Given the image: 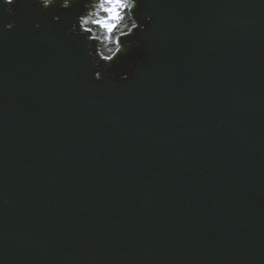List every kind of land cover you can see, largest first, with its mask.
<instances>
[{
	"label": "water",
	"instance_id": "95a60500",
	"mask_svg": "<svg viewBox=\"0 0 264 264\" xmlns=\"http://www.w3.org/2000/svg\"><path fill=\"white\" fill-rule=\"evenodd\" d=\"M84 3L0 12V264H264V0H144L99 81Z\"/></svg>",
	"mask_w": 264,
	"mask_h": 264
},
{
	"label": "clouds",
	"instance_id": "9594fccd",
	"mask_svg": "<svg viewBox=\"0 0 264 264\" xmlns=\"http://www.w3.org/2000/svg\"><path fill=\"white\" fill-rule=\"evenodd\" d=\"M21 2L27 5L30 0H0V12L15 17L19 13ZM38 10L48 15L51 11L59 10L61 15H69L71 10L80 3L77 0H32ZM87 7L83 4V11L73 18L70 32L76 35H86L88 41V56L91 62L97 66L93 78L97 81L105 76L112 79L126 80L127 73L133 68V61L141 55L142 45L138 41H125L121 44V37H130L137 34V30H143L151 17L138 16V11L144 0H86ZM54 21L59 16L53 17ZM15 19L3 25L4 31H11L16 27ZM36 29L42 25L39 22L34 24ZM127 51L132 56L130 67L125 63L114 67L113 61L121 53ZM102 67L103 75L100 68ZM3 203H7L4 200Z\"/></svg>",
	"mask_w": 264,
	"mask_h": 264
}]
</instances>
